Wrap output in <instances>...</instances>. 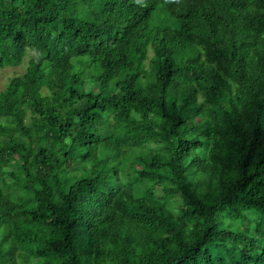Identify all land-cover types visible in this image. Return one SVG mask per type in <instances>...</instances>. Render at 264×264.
<instances>
[{"label":"trees","instance_id":"obj_1","mask_svg":"<svg viewBox=\"0 0 264 264\" xmlns=\"http://www.w3.org/2000/svg\"><path fill=\"white\" fill-rule=\"evenodd\" d=\"M27 58L0 264H264V0H0Z\"/></svg>","mask_w":264,"mask_h":264},{"label":"rangeland","instance_id":"obj_2","mask_svg":"<svg viewBox=\"0 0 264 264\" xmlns=\"http://www.w3.org/2000/svg\"><path fill=\"white\" fill-rule=\"evenodd\" d=\"M27 65H28V58L26 59V62H24L19 67H7L5 69L0 68V92H2L6 88L10 79H12L13 77L22 75L26 71ZM43 91L44 93H47V94L49 93L48 90L46 89H43ZM169 203L174 205V203L170 201Z\"/></svg>","mask_w":264,"mask_h":264}]
</instances>
